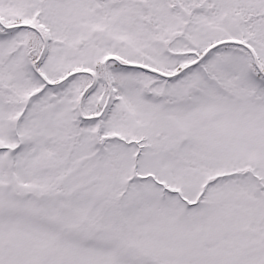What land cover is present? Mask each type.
<instances>
[{
    "label": "snow or ice",
    "instance_id": "snow-or-ice-1",
    "mask_svg": "<svg viewBox=\"0 0 264 264\" xmlns=\"http://www.w3.org/2000/svg\"><path fill=\"white\" fill-rule=\"evenodd\" d=\"M0 264H264V0H0Z\"/></svg>",
    "mask_w": 264,
    "mask_h": 264
}]
</instances>
